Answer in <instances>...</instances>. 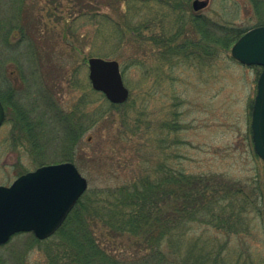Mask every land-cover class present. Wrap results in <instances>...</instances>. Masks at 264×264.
Here are the masks:
<instances>
[{"label": "rangeland", "instance_id": "rangeland-1", "mask_svg": "<svg viewBox=\"0 0 264 264\" xmlns=\"http://www.w3.org/2000/svg\"><path fill=\"white\" fill-rule=\"evenodd\" d=\"M199 1L197 13L211 25L245 31L258 27V20L264 19V2L260 0H256L255 6L251 0ZM20 6L23 13L19 15ZM159 8L152 2L146 13L154 16ZM79 10L71 0H0V90L4 95L15 89L16 108H33L30 115L37 124L30 134L23 127L26 122L16 116L18 111L6 109L0 128V185L9 186L19 176L43 165L67 162L62 156L71 145V134L63 125L65 118L76 122V118L93 108L81 105L87 101L88 91L93 90L88 59L116 60L130 98L137 99V106L127 117L123 109L112 113L111 130L108 118H100L92 126L86 124L87 130L72 151L78 159L73 163L88 180L89 188L94 182L103 186L105 178L111 177L110 169L100 167L96 160V154L101 156L108 149L110 131L121 135L127 129L122 127L124 118L128 126H133L143 113V120L150 127L144 137H133L134 144L144 142L149 149L163 148L164 144L163 156L169 167L191 175L218 176L243 187L239 195L222 202H233V208L227 212L233 213L236 223L230 220L227 226L219 228L221 220L211 222L212 215L188 223V230L182 235V255L187 254L190 244H197L195 259L199 258L197 247H212L209 264H264V163L254 150L251 130L252 106L262 68L239 63L231 56V47L219 60L210 58L196 65L182 62L172 70L162 67L165 73L158 76L156 47L150 42L146 47L149 76L145 79L142 68L135 65L141 50L124 47L111 55L112 51L103 43L93 41L97 28L93 23L97 19L103 23L104 14L115 19L119 15L104 7L94 20L93 15H88L74 21L72 16ZM145 10L141 9L140 14ZM12 17L16 18L15 25L6 31ZM1 32H8V42ZM145 33L151 37L158 30ZM92 100L95 105L101 104L98 94ZM163 122H177L180 130L164 129ZM81 125L77 119L72 131L84 129ZM159 139L165 142L158 143ZM118 142L123 145V136ZM113 179L110 183L115 184ZM231 224L235 228L232 232L228 230ZM98 233L101 240L118 250L131 248L134 243L128 237L112 239L103 228ZM45 261L44 252L35 245L30 233L14 235L0 246V264Z\"/></svg>", "mask_w": 264, "mask_h": 264}, {"label": "trees", "instance_id": "trees-1", "mask_svg": "<svg viewBox=\"0 0 264 264\" xmlns=\"http://www.w3.org/2000/svg\"><path fill=\"white\" fill-rule=\"evenodd\" d=\"M71 1L80 7L79 12L72 16L74 21L88 15H93L91 19L94 20L95 15H100L98 11L104 7L119 15L115 19L104 14L103 23L97 19L93 23L97 24L93 41L103 43L105 48L112 51L111 55L124 50V47L135 46L141 50L135 65L142 68L145 79L149 76L146 47L150 42L156 47L155 68L158 69V76H163L165 72L162 67L172 70L182 62L196 65L210 58L219 60L248 31L233 26H218L216 23L211 25L209 20L193 11L194 0ZM251 1L255 6L256 0ZM152 2L160 8L154 16L149 17L146 11ZM143 8L146 9L145 13L140 14ZM22 13L20 6L18 14ZM15 17L11 18L6 31L14 27ZM258 21L259 26H264V19ZM168 22L172 25H168ZM152 29L158 30V33L147 36L145 32ZM6 34L8 32H1L2 38L8 42ZM15 94V89L8 90L4 95L3 90H0V100L6 109L18 111L16 116H21V120L26 122L23 127L33 134L37 124L30 114L34 109L27 105L16 108ZM96 94L100 95L101 104H94L92 99ZM136 100L131 97L125 104L115 105L108 102L104 95L88 91L87 101L81 105L93 108L87 115L75 119L84 129L76 128L72 131V124L76 122L65 118L63 125L71 134V145L62 156L64 161L78 162L72 150L87 130V125L92 126L100 118H108V129L111 130L112 113L123 109L127 117L129 111L137 106ZM139 115L142 118H138L133 126H128L124 118L126 121H122V127L127 128L125 132L117 135L110 131L108 149L101 156L96 154L100 167L110 169L108 172L111 177L105 178V185L94 182L54 236L46 240L33 236L35 245L44 252L45 264H209L213 254L210 246L197 247L198 259L194 258L197 244H190L187 254L182 255V235L188 230V223L211 218V215V222L218 223L221 220L217 226L219 228L227 226L230 220L236 223L234 221L237 218H233V213L227 212L228 208H233V202H230L231 205H223L222 202L239 195L243 187L218 176L191 175L169 167L163 156V139L157 141L163 144V148L149 149L144 142L134 144L133 137H144L150 127L143 120L144 114ZM162 125V128L171 131L180 130L177 122H163ZM120 136L124 139L122 146L118 142ZM113 177L117 181L115 184L110 183ZM102 228L110 232L112 239H132V247L125 250L113 248L98 236V230ZM234 229L231 224L228 230L232 232ZM214 260L217 262L216 258Z\"/></svg>", "mask_w": 264, "mask_h": 264}, {"label": "water", "instance_id": "water-1", "mask_svg": "<svg viewBox=\"0 0 264 264\" xmlns=\"http://www.w3.org/2000/svg\"><path fill=\"white\" fill-rule=\"evenodd\" d=\"M200 1L193 7L198 11ZM231 56L246 66H259L257 94L252 108V140L264 163V26L247 31L231 48ZM92 89L112 104H124L130 97L120 63L100 57L88 59ZM6 117L0 101V127ZM91 141V138L88 139ZM89 188L88 180L73 162L44 165L0 186V245L16 233H33L39 240L55 235Z\"/></svg>", "mask_w": 264, "mask_h": 264}, {"label": "flooded vegetation", "instance_id": "flooded-vegetation-1", "mask_svg": "<svg viewBox=\"0 0 264 264\" xmlns=\"http://www.w3.org/2000/svg\"><path fill=\"white\" fill-rule=\"evenodd\" d=\"M12 183H13V182H12ZM12 183H11V184H12ZM11 184H10V185H11ZM10 185H9V186H10ZM0 246H4V245H0Z\"/></svg>", "mask_w": 264, "mask_h": 264}]
</instances>
